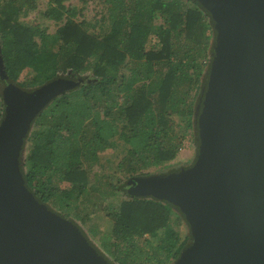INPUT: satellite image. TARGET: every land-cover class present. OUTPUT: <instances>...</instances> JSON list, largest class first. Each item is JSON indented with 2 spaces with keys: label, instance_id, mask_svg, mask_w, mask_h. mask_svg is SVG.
<instances>
[{
  "label": "trees",
  "instance_id": "trees-1",
  "mask_svg": "<svg viewBox=\"0 0 264 264\" xmlns=\"http://www.w3.org/2000/svg\"><path fill=\"white\" fill-rule=\"evenodd\" d=\"M66 1L0 0V70L8 80L32 88L85 76L35 116L20 157L24 181L40 201L79 219L113 264H172L191 241L175 228L183 214L119 182L170 167L184 137H196L210 17L194 0H103L89 19ZM32 11L55 28L28 20ZM25 69L28 81L20 79ZM3 106L0 94V118ZM107 150L113 154L101 160ZM98 209L111 219L108 230L91 215Z\"/></svg>",
  "mask_w": 264,
  "mask_h": 264
},
{
  "label": "water",
  "instance_id": "water-1",
  "mask_svg": "<svg viewBox=\"0 0 264 264\" xmlns=\"http://www.w3.org/2000/svg\"><path fill=\"white\" fill-rule=\"evenodd\" d=\"M194 1L214 32L195 110L196 158L135 175L125 192L183 214L191 241L172 264H264V0ZM71 76L22 88L0 70V264H112L71 218L34 196L20 169L35 116L84 77Z\"/></svg>",
  "mask_w": 264,
  "mask_h": 264
},
{
  "label": "rangeland",
  "instance_id": "rangeland-1",
  "mask_svg": "<svg viewBox=\"0 0 264 264\" xmlns=\"http://www.w3.org/2000/svg\"><path fill=\"white\" fill-rule=\"evenodd\" d=\"M66 2L72 3L73 5H76L78 8L83 6V12H84L85 16L89 19H92L96 16H99L101 10L103 9V7H102L103 6V0H67ZM40 6H44V2L40 3ZM27 19L32 21L33 23L39 22L41 25L47 24L49 26V30H53L56 26L54 22H50L49 19L39 15L36 11H32L27 16ZM213 39H214V32L212 30V42H213ZM83 76L84 75H82V77ZM30 77H31L30 69H25L20 75V79H23V81H26V80L28 81L30 79ZM83 78H85V76ZM36 86L37 85H34L32 88H34ZM0 92H1V89H0ZM112 154H113L112 151L107 150L105 153H103L101 155V160H107ZM196 154H197L196 137L191 136L188 133L183 139V145L181 146L177 156L169 162L171 164L170 167L163 168L162 171H159L157 168H155V169H153L152 173H158V172L164 173V172L177 170L181 167L191 165L196 158ZM94 169H97V166H95ZM127 180L128 179H124L122 182H119V184H121V185L124 184V188H122V190L124 192H125V187L127 186L126 185ZM117 195L119 196V194H117ZM104 204L105 203H103L102 205L104 206ZM49 205L50 204H48V206ZM50 207L52 208L51 205H50ZM91 215L96 220L99 228H101L103 230H108L110 228L111 219L109 218V216H107L105 209H98L94 213H91ZM72 220L75 223L77 222L78 223V224L76 223L77 225H80V222L78 221L79 219L78 220L72 219ZM79 227L81 228L82 226H79ZM175 228L180 232L181 238L185 237V235L190 233L189 225L184 220V218H183V221L179 225L175 226ZM83 231L86 233V235H87L86 237L88 238V240L95 246V248L97 250H99L103 254V252L101 250V246H100L97 238L96 237L92 238V237L88 236V233L86 232V230H84V228H83ZM110 263H112V262H110Z\"/></svg>",
  "mask_w": 264,
  "mask_h": 264
},
{
  "label": "flooded vegetation",
  "instance_id": "flooded-vegetation-1",
  "mask_svg": "<svg viewBox=\"0 0 264 264\" xmlns=\"http://www.w3.org/2000/svg\"><path fill=\"white\" fill-rule=\"evenodd\" d=\"M122 188H124V186Z\"/></svg>",
  "mask_w": 264,
  "mask_h": 264
}]
</instances>
